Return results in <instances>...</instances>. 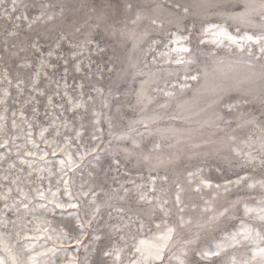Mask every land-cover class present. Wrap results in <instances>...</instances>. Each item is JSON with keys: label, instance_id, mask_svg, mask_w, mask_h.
Masks as SVG:
<instances>
[{"label": "rangeland", "instance_id": "obj_1", "mask_svg": "<svg viewBox=\"0 0 264 264\" xmlns=\"http://www.w3.org/2000/svg\"><path fill=\"white\" fill-rule=\"evenodd\" d=\"M208 24L260 35L264 0L0 3L4 264H52L62 250L76 264H124L137 238L168 227L155 264L252 259L243 239L200 255L244 229L264 235V53L213 43ZM177 35L191 63L174 62Z\"/></svg>", "mask_w": 264, "mask_h": 264}, {"label": "snow or ice", "instance_id": "obj_2", "mask_svg": "<svg viewBox=\"0 0 264 264\" xmlns=\"http://www.w3.org/2000/svg\"><path fill=\"white\" fill-rule=\"evenodd\" d=\"M4 0H0V3H3ZM129 8L132 6L129 4ZM12 11H16V0H12ZM187 9H184V12L187 13ZM19 18V17H18ZM49 19L52 17L49 16ZM137 19H140L139 16H137ZM153 23H156V21H152ZM135 23V21H134ZM239 31V29L237 30ZM204 34H211L213 37V43L217 45H222L224 41L226 40L228 42V46L231 48L232 46H235L240 51H245L247 49L248 54H252V46L258 45L259 51L261 53H264V32H262L260 35H253L249 33H244L241 36H234L231 33L227 31V29L220 25V24H208L203 29ZM187 40V37L185 36H175V38L172 40V43L178 45L177 47L171 49V51L176 52L178 54V58L174 61L177 64H183V63H191V61H185L183 56H179L180 53H188L190 52V49L186 46H183L181 44L182 41ZM203 42V41H202ZM51 55V53H49ZM167 55V54H165ZM78 70V66H77ZM191 79L196 80L197 76H185V80ZM187 84L181 85V88L187 87ZM165 95H172V93H165ZM82 105L77 104L75 107H81ZM232 105H229V109H231ZM43 135V133H42ZM79 136L80 134L77 133ZM61 164H64V161H61ZM73 166V162L71 161V157L69 156V167ZM189 175H193L192 173H189ZM243 179V178H241ZM202 184L205 186H211L207 181H201ZM236 183H240V180H237ZM65 184L67 185V181H65ZM253 185H249V187H252ZM262 187H264V184H262ZM39 195L41 198L44 197V193L40 192ZM55 195V194H53ZM85 195H87L85 193ZM26 198V197H25ZM141 199H144L142 196ZM177 203H179V196H177ZM58 207H65L63 204H58ZM67 207L70 208H76L78 207L77 204H68ZM183 211V209H181ZM253 211L252 209L245 208V212L249 213ZM99 212V207L94 210L93 212V219H95L96 213ZM167 214V213H166ZM258 218L261 221H264V209L260 211L258 214ZM88 223H91V220L88 221ZM181 224H183V218H181ZM83 227V225H81ZM140 227H143V225H140ZM157 228L160 226L157 225ZM175 229L173 227H168L166 231L161 232L159 235H157L154 239V241H148V240H140L139 244L135 246V251L140 254L139 258L133 262V264H150V262H157L162 261L164 259V252L165 249L169 248V241L173 239V233ZM243 236V241H248L255 245V248L252 250V259L245 260L242 262V264H253L254 261L259 258L261 264H264V235H262L260 232H253L251 229H244L242 233H233L229 238L228 246L234 247L237 244H240L242 241L239 239L240 236ZM97 240L100 239L99 236L96 237ZM80 241L77 240V244H79ZM225 251V245L224 244H217L215 251H204L200 255L202 258H209L213 256H220L221 252ZM105 256L113 255V252L105 251ZM115 258L118 261L120 259V250L115 251ZM35 258L33 257V261ZM0 264H4V261L0 259ZM72 264H75V261H72ZM180 264H185L183 260H180ZM232 264H236L235 259H233Z\"/></svg>", "mask_w": 264, "mask_h": 264}, {"label": "bare ground", "instance_id": "obj_3", "mask_svg": "<svg viewBox=\"0 0 264 264\" xmlns=\"http://www.w3.org/2000/svg\"><path fill=\"white\" fill-rule=\"evenodd\" d=\"M72 161V160H71ZM57 162H58V165L59 166H61L62 164H61V160H57ZM73 162V161H72ZM63 188H64V191H65V194L67 195L68 194V189H67V185L65 184V182L63 183ZM53 192H51L50 193V199H51V197L53 196ZM54 201H55V203L56 204H60V203H58V199H57V197H55L54 198ZM64 208H66V205H65V207ZM167 229V228H166ZM166 229H164L163 231H166ZM162 231V232H163ZM243 232V230L240 232V233H242ZM46 233H47V235L48 236H50L51 235V233L50 232H48V231H46ZM161 233V232H160ZM160 233H154V234H152V235H150V236H148V237H139V238H137V241L135 242V244H134V247L136 246V245H138L139 244V241L140 240H148V241H154V239H155V237L157 236V235H159ZM55 238H56V236H55ZM239 239L241 240V239H243V236L241 235L240 237H239ZM77 240H78V238H75V242H72V245H77ZM61 242H62V240H61ZM170 242V241H169ZM228 243L229 242H224V243H222V244H224L225 245V247L228 245ZM166 250V249H165ZM75 251V250H74ZM61 252V253H60ZM59 253V255L58 256H55V258L52 260V264H58V263H60V264H72V261H75V257L74 256H72V253H65L63 250L62 251H60ZM137 253V252H136ZM164 255H165V252H164ZM139 256H140V254L139 253H137L136 254V257L134 258V260L132 261V262H126V263H124V264H133V262L135 261V260H137L138 258H139ZM115 258V257H114ZM116 259V258H115ZM114 259V260H115ZM115 261H117V260H115ZM161 261H157V262H150V264H155V263H160ZM75 264H76V261H75Z\"/></svg>", "mask_w": 264, "mask_h": 264}]
</instances>
